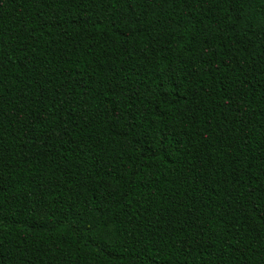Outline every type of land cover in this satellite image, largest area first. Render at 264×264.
I'll list each match as a JSON object with an SVG mask.
<instances>
[{
	"label": "trees",
	"instance_id": "1",
	"mask_svg": "<svg viewBox=\"0 0 264 264\" xmlns=\"http://www.w3.org/2000/svg\"><path fill=\"white\" fill-rule=\"evenodd\" d=\"M0 264H264V0H0Z\"/></svg>",
	"mask_w": 264,
	"mask_h": 264
}]
</instances>
